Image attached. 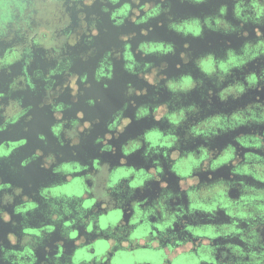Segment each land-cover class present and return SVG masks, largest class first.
<instances>
[{"label":"clouds","instance_id":"9594fccd","mask_svg":"<svg viewBox=\"0 0 264 264\" xmlns=\"http://www.w3.org/2000/svg\"><path fill=\"white\" fill-rule=\"evenodd\" d=\"M217 3L210 13L178 17L173 0H0V75L7 77L0 81V161L13 173L39 161L53 177L29 194L0 176V222L19 229L7 232V245L0 239V264H264V0ZM105 18L114 29L131 24L139 31H119V44L101 51L96 41L109 31ZM158 27L185 38L179 51L173 41L149 38ZM205 31L242 42L225 40L222 51L196 54L187 38ZM169 55L178 56L174 75L162 59ZM89 60L91 73L76 69ZM117 62L145 83H126L123 104L93 139L99 155L82 160L77 149L101 117L84 109L71 114L73 107L82 97L91 108L102 102L88 90L107 89ZM149 86L153 94L138 102ZM193 91L206 103L189 100ZM249 92L254 98L233 110L211 111L214 97L227 103ZM28 93L38 104L27 102ZM36 107L51 113L56 143L45 151L48 135L38 131L43 147L21 155ZM145 118L154 123L119 144L116 162L103 159L118 152L111 141ZM229 133H236L231 141L214 145ZM138 151L144 165L129 162ZM223 167L227 177L215 175ZM152 183L159 191L145 195Z\"/></svg>","mask_w":264,"mask_h":264},{"label":"flooded vegetation","instance_id":"af4514ba","mask_svg":"<svg viewBox=\"0 0 264 264\" xmlns=\"http://www.w3.org/2000/svg\"><path fill=\"white\" fill-rule=\"evenodd\" d=\"M218 7L217 0H210V2L206 5H200V6H193L189 5L187 3L181 4L179 0H173L172 4V12L178 16H190V15H201L203 13H210L214 11ZM229 19H231V9L229 10ZM162 19V18H161ZM235 22V21H234ZM104 23L106 26H108L109 31L108 33H103L101 36L97 39V47L102 51L105 48H108L112 45H118L119 41L117 40V33L119 31H131L136 30L139 31L138 28H135L133 25L129 24L126 27L122 29H114L110 26V24L107 21V18H105ZM151 23L153 25L156 24L155 20H152ZM251 31V29H249ZM149 38H157V39H164V40H170L175 42L177 46V51H179L185 42V38L177 35L176 33L169 31L166 27H158L155 29L153 33L150 34ZM140 39H144V37H140ZM188 41L190 42L191 49L194 53L198 54L201 52H205L208 50H215V51H222L224 48V41L225 40H231L232 46L236 47L239 46V44L242 42L240 38L235 36L234 34L231 36H223L219 33H213L210 31H205L204 36L202 38H192L188 37ZM136 41H133V48L135 47ZM139 59V56L136 57ZM146 59L154 60L157 64L160 63V60L157 59L154 56H149ZM162 59H165L168 61L169 68L167 69V72L169 75H174L177 73V69L175 68V64L178 61V56H172L169 55L167 57H163ZM95 65V60H89L87 64H82L79 61H77L76 69L78 71H84L87 70L89 73H91L92 68ZM249 69L253 67V65L248 66ZM192 71L195 72V69L192 68L191 65L188 66ZM187 70V69H183ZM198 74V73H197ZM239 75V73H238ZM7 77H4L0 75V81L6 80ZM128 81H132L137 86H143L145 82L137 80V78L133 75L128 74L127 72H124L122 70L121 64L119 62L116 63V71L114 79L109 81V87L107 89H104L101 85H93L92 89L88 90V95L92 96H100L102 97V102L97 103L94 108L89 107L87 104L84 103V98H81L80 103L74 105L73 112L71 114H74V111L76 109H84L86 113H91L92 116L99 115L101 117V124L96 125L93 129V132L90 136L85 137L82 141L81 145L78 147L77 151L79 153V158L84 160L88 159L90 157L99 155L98 153V146L93 144V139L97 134H103L104 132V124L103 121L107 120L111 114L112 111L115 109L121 107L123 104L125 97L123 96V90L126 86V83ZM153 94V89L149 86V96L148 97H140L137 98L138 102H142L144 100H147L150 98V96ZM161 100H166L168 98V92L164 89H161L160 92ZM28 101L32 102L34 105L38 104L39 102V96H34L31 93L27 94ZM254 98V93L249 92L244 95L240 100L238 101H229L227 103H221L218 99L215 97L212 101V107L211 111H231L238 105H242L249 100ZM61 99H64L65 101L69 100V97L67 94L61 97ZM189 100H195L197 102H200L201 104L206 103L205 101L200 100V93L199 91H193L190 96L188 97ZM133 114V109L130 107L126 113V115L131 116ZM51 122V113L48 112L47 108L40 109L38 107L34 108V121H33V130L31 134L29 135V144L25 146L24 148L20 149L21 155H27L29 152L33 149L34 146H41L43 147L42 142L36 140V132H45L48 135L49 139V146L45 149V151L52 149V146L55 145V140L52 137L51 133L48 131V126ZM154 121L151 118H145L141 121L137 122L133 120L132 124L129 125L126 132L120 137L119 140L114 139L111 141L118 149V152L115 156H113L110 153L103 154V159L109 160L112 162H116L118 160V157L120 155L119 153V144L123 142L127 137L135 136L139 133H141L145 128L151 127ZM19 127V126H17ZM161 127H164V125H161ZM239 131H248V129H240ZM236 133H229L227 135H223L220 137H217L214 140L215 146H223L227 142L231 141L232 136ZM7 135V134H6ZM27 135V134H26ZM200 142V141H198ZM61 151H64L66 153H70L71 149L64 148L61 149ZM12 162L19 164V156L14 155L12 157ZM130 163H135L138 166L144 165V160L138 151L137 153L133 154L129 157ZM215 175H224L227 177L228 175V168L223 167L219 169ZM0 176H3L5 180H10L14 185H22L24 186L25 192L31 194V192L35 191L36 188L44 183L49 182L53 177L51 176L50 172L45 171L39 167V161H35L32 164H30L27 168L19 169L17 172H12L9 169L8 162L0 161ZM170 186L175 187L176 185V177L173 174H169L168 176ZM32 184V188L28 187V184ZM159 191L158 185L156 183H152L151 188L149 190L145 191V195L155 196L157 192ZM139 194V193H138ZM234 194V193H233ZM7 210L9 212L12 211V206H7ZM39 215H37L36 219L33 220V223H36L39 219ZM14 219L19 220V217H14ZM220 219H226L223 214H220ZM18 227L16 229H13L10 224H5L3 222H0V239H4L8 231H18ZM59 235L58 232L54 233L52 236V240L58 239ZM5 244L7 245V240L4 239ZM66 247L70 250L71 245L68 244ZM41 257L43 256V250H39L38 252Z\"/></svg>","mask_w":264,"mask_h":264}]
</instances>
